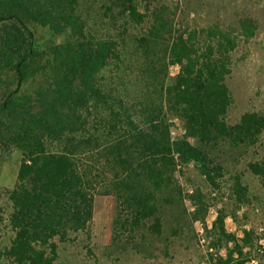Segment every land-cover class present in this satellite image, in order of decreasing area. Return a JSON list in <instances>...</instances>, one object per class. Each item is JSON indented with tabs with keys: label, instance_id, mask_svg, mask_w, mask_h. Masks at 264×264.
<instances>
[{
	"label": "trees",
	"instance_id": "16d2710c",
	"mask_svg": "<svg viewBox=\"0 0 264 264\" xmlns=\"http://www.w3.org/2000/svg\"><path fill=\"white\" fill-rule=\"evenodd\" d=\"M177 11L169 0H0V164L16 160L0 187V264H82L61 253L91 252L94 194L116 200L110 264L124 252L164 264L156 243L168 255L209 208V248L224 251L212 264L255 258L253 228L238 239L224 228L256 196L222 155L237 161L264 130L257 112L227 117L231 56L257 26L240 16L181 28ZM244 167L264 189V148Z\"/></svg>",
	"mask_w": 264,
	"mask_h": 264
},
{
	"label": "rangeland",
	"instance_id": "374dc122",
	"mask_svg": "<svg viewBox=\"0 0 264 264\" xmlns=\"http://www.w3.org/2000/svg\"><path fill=\"white\" fill-rule=\"evenodd\" d=\"M177 2L178 11L175 16V26L181 28L203 27L212 23H234L237 17H250L256 23V30L247 42L242 43L231 56L230 73L226 78V84L233 97V104L228 111V120L234 122L245 111H254L264 116V0H169L170 4ZM42 32V31H41ZM176 67L169 69L172 75ZM177 123L174 119L170 121ZM173 129V136L179 131ZM264 148V130L258 138L257 145L247 153L234 161V154L228 152L222 155L224 165L232 168L231 172L243 175L244 182L256 197L251 198L248 208L243 206L236 214V221L230 217L224 220V228L229 233H234L236 239L241 236V228H253L256 235L254 246L255 258L247 264H264V189L260 188L257 181L251 178L244 167V161L256 158ZM15 154L10 153L3 158L0 164V187L9 186L13 180L15 170ZM195 170L188 166V175H194ZM230 176L224 174L221 185L226 188L229 185ZM184 190L189 192L188 186L182 182ZM224 190V189H223ZM1 192V191H0ZM187 213L192 208L187 201H183ZM247 209V211H246ZM242 211H246V220L242 218ZM117 212L116 200L111 194H94L92 214L89 226V245L91 252L79 249L75 244L64 245L62 255H72L82 264H96L93 257L99 259V263L110 264L114 255L112 243V219ZM215 216V209L209 208L203 221H194L189 226H182L172 237L173 244L169 248L168 255L162 254L161 241L156 243L155 255L157 260L164 264H212L214 255H223V249L211 247V236L206 234ZM93 253V254H91ZM212 255V260L208 254ZM262 255V256H261ZM203 257V259H201ZM121 264H145L140 259V254L128 256L125 252L118 255Z\"/></svg>",
	"mask_w": 264,
	"mask_h": 264
},
{
	"label": "built area",
	"instance_id": "2783aa9c",
	"mask_svg": "<svg viewBox=\"0 0 264 264\" xmlns=\"http://www.w3.org/2000/svg\"><path fill=\"white\" fill-rule=\"evenodd\" d=\"M203 264H206V263H203ZM209 264V263H208Z\"/></svg>",
	"mask_w": 264,
	"mask_h": 264
}]
</instances>
